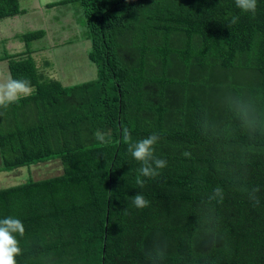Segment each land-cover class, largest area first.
I'll list each match as a JSON object with an SVG mask.
<instances>
[{
  "label": "trees",
  "instance_id": "trees-1",
  "mask_svg": "<svg viewBox=\"0 0 264 264\" xmlns=\"http://www.w3.org/2000/svg\"><path fill=\"white\" fill-rule=\"evenodd\" d=\"M18 2L0 0V20ZM72 3L93 81L64 87L29 52L2 58L32 92L0 107V172L62 167L0 190V219L25 227L17 264H264V0L255 13L235 0L58 5ZM125 129L132 143L159 137L158 175L140 176ZM139 193L147 207L131 203Z\"/></svg>",
  "mask_w": 264,
  "mask_h": 264
},
{
  "label": "rangeland",
  "instance_id": "rangeland-1",
  "mask_svg": "<svg viewBox=\"0 0 264 264\" xmlns=\"http://www.w3.org/2000/svg\"><path fill=\"white\" fill-rule=\"evenodd\" d=\"M59 1L62 0H56V2H53V0L31 1L25 7V10H29L27 14L33 16L30 17L27 15L26 18L13 17L9 20H4L5 26L0 28V30L3 29L0 34L2 44L14 47L16 54L24 52L23 54L27 55L29 52L31 59L36 56L41 64L40 67L45 68V71L47 68L52 70L56 76V80L64 87L93 81L97 73L94 67H92L95 65L90 63L88 59L90 42L88 40L84 19L79 11L80 7L76 3L55 5L47 8L44 7V3L48 5L49 3L52 4ZM38 3L40 5L39 11L35 8L32 10L36 4L38 6ZM52 15H54V18L51 17ZM21 19L24 20L21 21ZM46 21H50L52 24H54V22L57 23L53 32L48 33V29L43 28V26H50L47 25ZM39 29L45 31L44 38L46 39L43 38L35 44L34 42L26 44L22 36ZM58 30L62 31V36ZM18 40L22 41L20 43L22 44L21 50H19L20 44L17 42ZM43 43H45V46H43ZM47 45H49L48 47L52 45L56 47L48 49V47L45 48ZM39 46L40 48H35ZM31 49L36 51V55L32 54ZM37 71L43 75L38 69ZM235 79L245 83L251 81L248 74L237 76ZM9 81L10 78L7 65H5V62H1L0 84H5ZM227 82H231L230 79L227 80ZM223 83H225V81H223ZM31 92L30 89V92L27 95H23L21 98L31 95ZM61 173L62 167L58 161L45 163L37 167L21 168L11 173L0 172V190L24 184L30 179L33 181L51 179L59 176Z\"/></svg>",
  "mask_w": 264,
  "mask_h": 264
},
{
  "label": "clouds",
  "instance_id": "clouds-1",
  "mask_svg": "<svg viewBox=\"0 0 264 264\" xmlns=\"http://www.w3.org/2000/svg\"><path fill=\"white\" fill-rule=\"evenodd\" d=\"M235 3L244 12L255 13L257 9V0H235ZM237 19L233 17L232 23H236ZM30 88V82L27 80H11L0 84V107L18 102L23 95L30 92ZM96 138L101 143L107 142L105 135L101 132L96 133ZM131 140V134L125 129L123 141L129 145L128 151L132 157L141 164L140 176L151 178L158 175L157 169H163L167 165L165 160L154 158V145L159 137L153 134L135 143H132ZM136 183L141 188L144 186V180L139 176ZM220 192L221 190L217 188L216 193L220 194ZM131 203L137 208L149 205V201L140 193L131 197ZM24 233L25 227L20 219L12 216L0 219V264H17L16 257L22 252L17 235L22 237Z\"/></svg>",
  "mask_w": 264,
  "mask_h": 264
},
{
  "label": "crops",
  "instance_id": "crops-1",
  "mask_svg": "<svg viewBox=\"0 0 264 264\" xmlns=\"http://www.w3.org/2000/svg\"><path fill=\"white\" fill-rule=\"evenodd\" d=\"M31 1H34V0H19V2H18V4H19V8H20V14H18V15H16L15 16V18H26V16L27 15H29L30 17L31 16H33V15H31V14H27L28 12L27 11H29V10H25V7L29 4V2H31ZM36 2H38V0H35ZM62 1H64V0H62ZM62 1H59V2H57V3H52V4H48V5H46L45 3H44V7H51L52 5L53 6H55V5H58L60 2H62ZM53 2H56V0H53ZM37 6V4L32 8V10H34V8L37 10V11H39V7H40V5H39V3H38V6ZM37 16V15H36ZM51 17H53L54 18V15H52ZM10 19V18H9ZM9 19H4V20H9ZM4 20H0V28L1 27H4L5 26V24H4ZM24 19H21V21H23ZM46 23H47V25H50V26H43V28H47L48 29V33H50V32H53V30L56 28V26L55 25H57V23L56 22H54V24H52L50 21H46ZM58 29V28H57ZM3 31V29H1L0 30V34H1V32ZM37 31H42V32H45L44 30H41V29H39V30H37ZM33 32H35V31H33ZM58 32H60L61 33V36H62V31H60V30H58ZM46 34V33H45ZM13 39H17V38H13ZM44 39H46V38H44ZM38 41H40V40H38ZM38 41H35L34 42V44L36 43V42H38ZM17 42H19V44L22 42V41H17ZM33 45V44H32ZM43 46H45V43H43ZM49 45H47L45 48H47ZM34 47V46H33ZM54 47H56V46H50V47H48V49H53ZM26 48H27V46H26ZM35 48H40V46L39 47H35ZM22 49V44H20L19 45V50H21ZM31 51H32V54L33 55H36V51L34 50V49H31ZM11 52V53H10ZM24 52H20V53H18V54H16V52H15V49H14V47H12V46H10V45H4V44H2V40H1V38H0V63L1 62H4V61H2V58L3 57H5V56H15V55H19V54H23ZM3 56V57H2ZM32 61H34V63L36 64V69H38L41 73H43V76L45 77V78H49V79H53V80H56V76H55V74H54V72H52V70H49L48 68L46 69V71H45V68H41L40 67V63H39V60H38V58L35 56L34 58H32ZM34 64V65H35ZM5 65H7L6 63H5ZM8 69V68H7ZM50 73V74H49ZM52 73V74H51ZM51 75V76H50ZM57 81V80H56ZM59 82V81H58ZM2 173V172H1ZM4 173V172H3Z\"/></svg>",
  "mask_w": 264,
  "mask_h": 264
}]
</instances>
